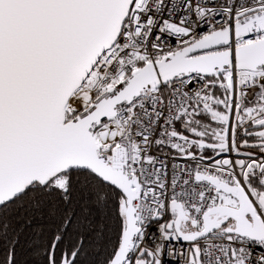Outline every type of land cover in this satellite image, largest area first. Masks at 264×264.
<instances>
[{
    "label": "snow or ice",
    "instance_id": "obj_1",
    "mask_svg": "<svg viewBox=\"0 0 264 264\" xmlns=\"http://www.w3.org/2000/svg\"><path fill=\"white\" fill-rule=\"evenodd\" d=\"M0 264H264V0H0Z\"/></svg>",
    "mask_w": 264,
    "mask_h": 264
}]
</instances>
